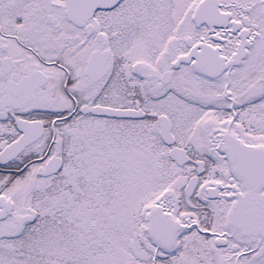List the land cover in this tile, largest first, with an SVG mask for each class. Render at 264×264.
I'll list each match as a JSON object with an SVG mask.
<instances>
[{
  "label": "snow or ice",
  "instance_id": "obj_1",
  "mask_svg": "<svg viewBox=\"0 0 264 264\" xmlns=\"http://www.w3.org/2000/svg\"><path fill=\"white\" fill-rule=\"evenodd\" d=\"M0 264H264V0H0Z\"/></svg>",
  "mask_w": 264,
  "mask_h": 264
}]
</instances>
